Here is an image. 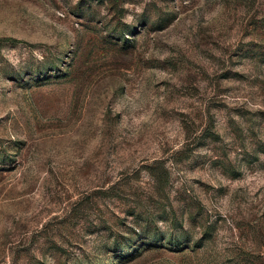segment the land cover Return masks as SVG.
<instances>
[{
    "label": "rangeland",
    "instance_id": "1",
    "mask_svg": "<svg viewBox=\"0 0 264 264\" xmlns=\"http://www.w3.org/2000/svg\"><path fill=\"white\" fill-rule=\"evenodd\" d=\"M0 264H264V0H0Z\"/></svg>",
    "mask_w": 264,
    "mask_h": 264
}]
</instances>
